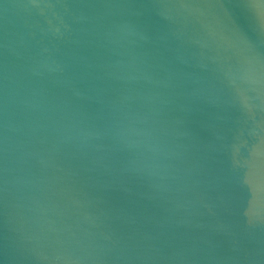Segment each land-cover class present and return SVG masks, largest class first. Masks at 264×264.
Listing matches in <instances>:
<instances>
[{"label":"water","instance_id":"obj_1","mask_svg":"<svg viewBox=\"0 0 264 264\" xmlns=\"http://www.w3.org/2000/svg\"><path fill=\"white\" fill-rule=\"evenodd\" d=\"M0 264H264V0H0Z\"/></svg>","mask_w":264,"mask_h":264}]
</instances>
